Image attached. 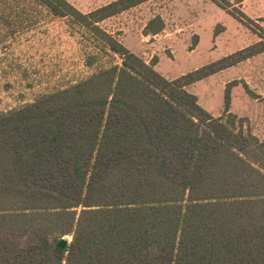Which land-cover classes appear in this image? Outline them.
Returning <instances> with one entry per match:
<instances>
[{
	"label": "trees",
	"instance_id": "16d2710c",
	"mask_svg": "<svg viewBox=\"0 0 264 264\" xmlns=\"http://www.w3.org/2000/svg\"><path fill=\"white\" fill-rule=\"evenodd\" d=\"M39 1L122 65L0 114V264H264V141L230 112V86L218 117L188 89L263 53L264 28L259 42L171 80L98 26L150 0L87 14ZM164 27L156 16L145 34Z\"/></svg>",
	"mask_w": 264,
	"mask_h": 264
},
{
	"label": "rangeland",
	"instance_id": "374dc122",
	"mask_svg": "<svg viewBox=\"0 0 264 264\" xmlns=\"http://www.w3.org/2000/svg\"><path fill=\"white\" fill-rule=\"evenodd\" d=\"M68 1L87 14L115 0ZM228 1L233 7L224 9L212 0H150L98 26L147 63L156 61V70L173 80L260 41L264 0ZM240 12L253 22L240 21ZM156 16L165 23L163 31L146 35ZM121 65V57L75 19L55 16L39 0H0V114ZM228 86L230 112L264 141V52L188 89L218 117Z\"/></svg>",
	"mask_w": 264,
	"mask_h": 264
},
{
	"label": "water",
	"instance_id": "95a60500",
	"mask_svg": "<svg viewBox=\"0 0 264 264\" xmlns=\"http://www.w3.org/2000/svg\"><path fill=\"white\" fill-rule=\"evenodd\" d=\"M60 244H61L62 247H64L66 245L65 239H63Z\"/></svg>",
	"mask_w": 264,
	"mask_h": 264
},
{
	"label": "crops",
	"instance_id": "0c3cea01",
	"mask_svg": "<svg viewBox=\"0 0 264 264\" xmlns=\"http://www.w3.org/2000/svg\"><path fill=\"white\" fill-rule=\"evenodd\" d=\"M190 87V86H189Z\"/></svg>",
	"mask_w": 264,
	"mask_h": 264
}]
</instances>
